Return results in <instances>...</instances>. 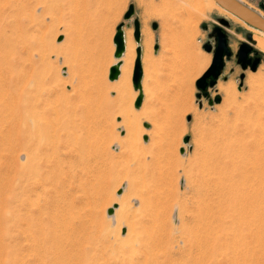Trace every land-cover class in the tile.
Returning a JSON list of instances; mask_svg holds the SVG:
<instances>
[{
    "label": "rangeland",
    "instance_id": "374dc122",
    "mask_svg": "<svg viewBox=\"0 0 264 264\" xmlns=\"http://www.w3.org/2000/svg\"><path fill=\"white\" fill-rule=\"evenodd\" d=\"M239 1L264 18V0ZM188 8L0 0V264H264V38L253 34L260 61L240 88L222 74L208 90L220 102L197 100L207 34L223 18L237 49L250 32ZM132 19L165 28L139 108L133 64L108 79L119 23L144 46Z\"/></svg>",
    "mask_w": 264,
    "mask_h": 264
},
{
    "label": "water",
    "instance_id": "95a60500",
    "mask_svg": "<svg viewBox=\"0 0 264 264\" xmlns=\"http://www.w3.org/2000/svg\"><path fill=\"white\" fill-rule=\"evenodd\" d=\"M218 4L225 9L226 11L232 13L237 18L244 21L246 24H248L251 27H254L258 30H261L264 32V18L260 16L256 11H253L252 9L248 8L247 6L241 4L238 0H216ZM261 8L264 9V4L261 5ZM134 13V7L132 4H129L126 11L123 14V19L128 20L131 18V16ZM218 22L223 26H229V23L227 20L221 18L218 20ZM123 22L119 23L115 28V33L113 36V44L115 47L114 50V57L116 59H119L125 49L124 44V33L122 30ZM133 26V39L135 43L140 42V25L139 21L135 19L132 23ZM152 28H156V23L152 24ZM62 37L58 38V41L61 40ZM210 39H212V43L208 41L205 43L202 48L208 52L212 53V60L209 65V67L204 71V73L196 80L195 86L198 90V93L196 94V97L199 99L200 97H205L208 100V104L212 105L213 103H218L221 100V97L219 95H216L213 97V99L210 98L209 89L213 88L219 77L221 76L223 67H224V61L226 59H229L232 56L231 50L228 48V39L227 35L224 32V30L220 26H215L212 29ZM248 41L252 42V34H247ZM252 51V47L248 42H242L235 53L236 62L241 66L243 70L249 68L251 71H255L256 67L259 64V57L252 58L249 54ZM140 52L141 49L139 46L135 48V59L133 64V70H132V76H131V83L133 86V89L135 91L141 90V79H142V66L140 61ZM256 53V52H255ZM119 66L120 62H117L116 64H113L110 66L108 71V79L109 80H115L119 76ZM244 74L240 76V79L243 80ZM142 103V92L139 91V94L137 95L135 101H134V107L139 108ZM200 106V104H199ZM190 119V116H187V120ZM145 127H149L147 123H144ZM144 140L147 139L146 136L143 137ZM182 141L184 143H188L189 136L183 137ZM179 152L181 154L184 153V148H180ZM120 190L117 192V194H120ZM117 205L114 204L111 208L107 209V214L111 215L114 208H116ZM124 230L122 231V233Z\"/></svg>",
    "mask_w": 264,
    "mask_h": 264
},
{
    "label": "crops",
    "instance_id": "0c3cea01",
    "mask_svg": "<svg viewBox=\"0 0 264 264\" xmlns=\"http://www.w3.org/2000/svg\"><path fill=\"white\" fill-rule=\"evenodd\" d=\"M179 21V20H178ZM153 23H156V22H154V21H151L150 23H149V26H140V41H141V44L143 43L144 44V46H141L140 47V49H141V52H140V61H141V66H142V72H144V63H145V58H146V56H148L150 59L151 58H153L155 55H154V53L156 52V51H158L159 49H161V47H160V45H161V37L163 36H165V28L163 29V27H164V24H161V23H156V28L155 29H153L152 28V24ZM179 24H178V28L177 27H173L172 29H173V32H180L181 31V28H180V24L182 23V22H178ZM175 24H177V23H175ZM167 25L169 26V28H170V26H172V24L170 23V21L167 23ZM129 27H131V30H132V36H133V26L131 25H129ZM202 29H204V30H206L207 28H206V25H202ZM215 27V26H214ZM213 27V28H214ZM116 28V27H115ZM212 28V29H213ZM231 28V25H229V26H226L225 28H222L223 30H224V32L226 33V35H227V39H228V48L231 50V52H232V56L229 58V59H226L225 61H224V67H223V70H222V73H221V75L223 74L224 75V77H223V81L226 83V84H228L227 86H232V88H233V85H234V80H233V74H236L237 76H238V78H239V88H240V86H241V84H242V82H243V80H241L240 79V76L241 75H243L244 73H242V71L244 72L245 70H243L242 68H241V66L236 62V58H235V53H236V51H237V49H238V47H237V49L234 47V48H232V46H231V35H232V33H233V31L230 29ZM186 31H187V29H186ZM146 32H149V34H150V44L147 46L146 45V42H145V33ZM115 33V32H114ZM210 35H211V33L209 32L208 34H207V38L208 39H210ZM114 36V35H113ZM144 36V37H143ZM112 39H113V37H112ZM156 39V41H157V44H154L153 42H154V40ZM133 41H134V39H133ZM113 42V41H112ZM134 43H135V41H134ZM140 43V42H139ZM205 43H207V42H202L201 43V47L205 44ZM137 44V43H136ZM137 47V45L135 46V48ZM151 49L154 51V53H153V55H152V53H151ZM203 49V48H202ZM114 50H115V47H114V49H113V54H112V56H113V58H114V61L115 60H118V59H116L115 57H114ZM204 50V49H203ZM205 51V50H204ZM143 52H144V54H143ZM206 52V51H205ZM207 53V55H206V57H207V60H208V57H209V62H207L206 64H205V66L202 68V70H201V72H199V74H197L195 77H194V83L196 82V80L204 73V71L209 67V65H210V63H211V60H212V53H208V52H206ZM202 56H205V55H202ZM134 59H135V57H134ZM134 59H133V63L132 64H134ZM113 61V62H114ZM112 62V63H113ZM113 65V64H112ZM235 66H237V67H239V70H240V72H238L237 70H236V67ZM132 70H133V66H132ZM221 77V76H220ZM244 79V78H243ZM219 80V79H218ZM218 80H217V83H218ZM217 83H216V85H217ZM216 85L213 87V89L216 87ZM196 87V86H195ZM209 90H211V89H209ZM196 94L197 93H195V97H196ZM211 96V95H210ZM214 97V96H213ZM212 96H211V98H213ZM196 99L197 100H201L202 99V97H200L199 99L196 97ZM221 99H222V97H221ZM207 100V99H206ZM207 103H208V100H207Z\"/></svg>",
    "mask_w": 264,
    "mask_h": 264
},
{
    "label": "bare ground",
    "instance_id": "6f19581e",
    "mask_svg": "<svg viewBox=\"0 0 264 264\" xmlns=\"http://www.w3.org/2000/svg\"><path fill=\"white\" fill-rule=\"evenodd\" d=\"M178 1H179V4H180V7L183 8L184 5L189 7L188 11L190 9L191 13L194 16L203 17L205 15L206 11H210V10H213V9L217 10L221 15L231 19L232 21H234L236 23L241 24L242 26H244L248 30V32L252 33V39L255 42V44L258 45V46H260V43L258 42V38L255 35H259V36L264 38V32L263 31L258 30V29L254 28V27H251V26L247 25L242 20H240L239 18L234 16L232 13H230V12L226 11L225 9H223L218 4V2L216 0H178ZM190 11H189V13H190ZM253 34H255V35H253ZM127 37L128 38L127 39L125 38V40H124V44H125L124 52H123L122 56L119 59V62H120L119 74L122 77H125L126 75L128 77V75H130L131 66H132V63H133V59L135 57L134 44L131 42V40L129 38V35ZM147 40H148V38H147ZM116 63L117 62H113V64H116ZM139 91H141V90L139 89V90L134 91V92L137 93Z\"/></svg>",
    "mask_w": 264,
    "mask_h": 264
},
{
    "label": "flooded vegetation",
    "instance_id": "af4514ba",
    "mask_svg": "<svg viewBox=\"0 0 264 264\" xmlns=\"http://www.w3.org/2000/svg\"><path fill=\"white\" fill-rule=\"evenodd\" d=\"M135 13V12H134ZM134 13H133V15H134ZM133 15L131 16V18L133 17ZM130 18V19H131ZM129 20V19H128ZM135 19H132V23H133V21H134ZM132 25V24H131ZM248 34V33H247ZM247 34L245 35V37H246V39H247ZM247 42L249 43V44H251V42L250 41H248V39H247ZM252 58H255V57H259V55L257 54V53H255V51H254V49H252V51L250 52V54H249Z\"/></svg>",
    "mask_w": 264,
    "mask_h": 264
}]
</instances>
